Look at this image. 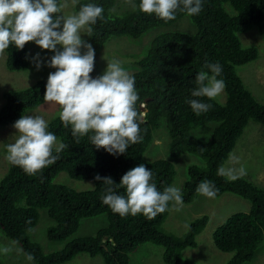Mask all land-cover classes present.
Masks as SVG:
<instances>
[{"label": "trees", "instance_id": "16d2710c", "mask_svg": "<svg viewBox=\"0 0 264 264\" xmlns=\"http://www.w3.org/2000/svg\"><path fill=\"white\" fill-rule=\"evenodd\" d=\"M139 3L140 0H78L74 11L77 13L86 4L103 8L102 18L90 25L93 31L89 44L96 51L113 38L138 39L153 28L169 27L188 17L190 31H164L157 35L144 57L137 61V70L130 74L139 96L136 108L143 113L140 141L130 144L125 153L113 155L92 144L89 137L93 133L74 137L71 125L64 127L59 113L53 116L47 122V131L56 136L57 144L67 147L57 153L54 145L52 155L58 158L35 175H28L7 161V170L0 179V233L27 257L31 255L34 264H64L80 254L90 258L101 256L104 264H129L130 255L146 244L163 248L164 264H195L183 256V251L197 246V236L206 227L208 216L192 220L185 233L176 236L164 233L162 227L173 201L165 212L151 220L142 214L121 217L102 202L108 187L126 196V190L119 183L123 175L140 165L151 171L150 183L158 191L175 187L176 169L171 159L191 154L201 164L187 167L180 192L183 203H192L201 195L196 189L202 181L214 185L216 200L226 194L247 200L248 212L231 214L216 227L211 239L219 252L230 254L225 264L251 263L264 241V187L245 177L230 181L217 173L224 167L248 122L264 126V104L253 96L237 72L238 67L258 57L257 48L244 45L239 36L256 30L264 43V0H202L199 14L189 16L179 8L175 19L169 21L154 13L141 12ZM3 55L8 71L28 69V43L23 49L10 45ZM216 63L222 67L217 79L225 84V101L193 97L199 72H208L206 65ZM90 76H101L95 63ZM47 78L36 80L26 89L3 93L0 127L14 125L45 103ZM193 99L211 107L196 115L189 103ZM141 106L145 107L144 111ZM161 123L168 133L169 158L143 162L153 133ZM211 123L207 137L193 134V130ZM61 173L72 180L90 181L91 187L81 190L68 187L57 181ZM98 175L111 178L113 184L96 180ZM42 215L49 220L45 226L47 241L64 243L60 250L44 251L31 237ZM99 216H105L106 224L95 234L69 240L83 219Z\"/></svg>", "mask_w": 264, "mask_h": 264}, {"label": "clouds", "instance_id": "9594fccd", "mask_svg": "<svg viewBox=\"0 0 264 264\" xmlns=\"http://www.w3.org/2000/svg\"><path fill=\"white\" fill-rule=\"evenodd\" d=\"M66 6L58 0H0V55L10 45L23 49L28 42L55 52L49 67L56 71L47 78L44 101L59 106V119L64 127L71 125L74 137L81 138L91 132L89 138L97 148H104L113 155L123 154L130 144L141 139L143 113L136 108L139 96L134 78L122 68L119 60L108 61L102 76H90L94 70V49L81 39V33L91 36L93 29L90 25L102 18L103 8L86 4L77 13L56 15L61 14ZM138 8L143 13H154L169 21L175 19L179 8L189 16L199 14L202 0H140ZM57 45L62 50H57ZM82 47L86 48L84 54L80 51ZM206 67L209 71H201L196 77L198 87L192 91V96L214 99L225 88L223 80L217 79L222 67L218 63ZM189 103L196 115L211 107L198 99ZM14 128L18 138L7 146L6 159L28 175H35L55 162L58 157L52 155L54 145L57 153L67 147L63 143L57 144L56 136L47 131L48 124L40 116H22ZM230 159L238 162L235 157ZM217 174L235 181L245 176L246 170L222 166ZM95 179L106 185L113 184L111 178L98 175ZM151 179L152 173L145 166L134 167L119 183L126 190V196L116 194L108 187L102 202L121 217L142 214L149 220L165 212L169 202L182 205L180 189L170 186L160 192L154 183H150ZM196 191L208 198L216 196L214 185L209 181H202ZM176 210L180 209L177 207ZM3 251L7 253L11 249L4 248ZM27 258L33 259L31 255Z\"/></svg>", "mask_w": 264, "mask_h": 264}, {"label": "rangeland", "instance_id": "374dc122", "mask_svg": "<svg viewBox=\"0 0 264 264\" xmlns=\"http://www.w3.org/2000/svg\"><path fill=\"white\" fill-rule=\"evenodd\" d=\"M78 0H76L77 2ZM75 2V3H76ZM61 3L67 6L59 15L68 16L76 13L74 11L73 0H61ZM191 30V23L188 17H184L169 27L153 28L147 31L138 39L126 37L113 38L107 42L101 50H94V63L99 67L101 76L107 68L108 61L119 60L122 68L130 75L137 70V61L144 57L150 47L152 40L164 31H182ZM89 35L82 32L81 39L89 44ZM240 39L244 45L255 46L258 50L256 60L238 67L237 72L242 78L246 87L251 91L253 96L264 104V43L261 36L256 30H250L241 34ZM57 50H62L57 45ZM81 54L86 52V48L80 49ZM55 52L41 49L35 42H28V61L29 67L23 72H10L5 67V57L0 55V106L3 103V93L10 90H23L32 85L36 80L46 78L50 73L56 71L55 68L49 67V62ZM39 64V67L37 66ZM217 102L225 101L224 90L214 98ZM60 111L58 105L45 102L37 109L28 112L25 116H40L46 122ZM213 124L200 127L193 130V134L198 137H207ZM18 138L17 130L12 126L0 127V179L6 172L7 163V146L13 144ZM168 133L165 125L161 123L153 133L152 141L143 156V162H150L154 159L169 158L168 155ZM230 157H235L238 162H233ZM225 163V168L239 169L243 167L246 175L243 176L251 180L258 186L264 187V126L249 121L241 137L235 144V147ZM176 169L175 187L182 190L187 167L190 164H201L200 160L191 154L180 155L172 158ZM57 181L64 183L66 186L76 190L89 189L90 181H76L70 179L65 173L59 174ZM260 186V187H261ZM180 210L177 211L176 208ZM249 202L235 195L226 194L222 198H208L199 195L192 203L176 205L173 201L169 213L163 223L164 233H174L181 236L185 233L187 225L192 220L203 215L208 216V223L204 230L197 236V246L188 248L183 251V256L194 260L195 264H225L230 258V254L219 252L212 243V233L217 226L234 213H247ZM48 218L44 215L38 225L34 228L31 237L38 241L44 251L61 249L64 243H50L45 237V226ZM106 224L105 216H99L93 219H83L76 233L69 240L85 235H92ZM4 248H10L11 251L5 253ZM57 251V250H55ZM163 248L160 246L146 244L137 248L130 255L129 264H164L162 261ZM0 264H34L21 249L14 243L8 241L0 233ZM64 264H104L101 256L90 258L86 254H80L73 260ZM247 264H264V241L259 247L257 254L251 263Z\"/></svg>", "mask_w": 264, "mask_h": 264}, {"label": "water", "instance_id": "95a60500", "mask_svg": "<svg viewBox=\"0 0 264 264\" xmlns=\"http://www.w3.org/2000/svg\"><path fill=\"white\" fill-rule=\"evenodd\" d=\"M144 108H145L144 106H143V107L141 106V109H142L143 111H144Z\"/></svg>", "mask_w": 264, "mask_h": 264}]
</instances>
